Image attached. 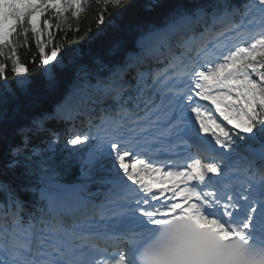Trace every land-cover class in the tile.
<instances>
[{"label": "snow or ice", "instance_id": "obj_1", "mask_svg": "<svg viewBox=\"0 0 264 264\" xmlns=\"http://www.w3.org/2000/svg\"><path fill=\"white\" fill-rule=\"evenodd\" d=\"M102 2L117 11H98L97 33L132 6ZM146 7L159 23L62 80V46L45 54L34 18L49 29L88 4L0 0V56L19 77L13 89L0 60V264H264V0ZM29 32L39 84L16 55ZM167 145L195 152L180 164Z\"/></svg>", "mask_w": 264, "mask_h": 264}, {"label": "trees", "instance_id": "obj_2", "mask_svg": "<svg viewBox=\"0 0 264 264\" xmlns=\"http://www.w3.org/2000/svg\"><path fill=\"white\" fill-rule=\"evenodd\" d=\"M82 2H86L88 8H86L84 13H81L80 17H74L72 15L73 10L69 9L68 12L64 13L62 20L58 21L55 17L49 20V24L53 25L48 30L52 34L51 42H49V33L43 24V20L48 13H42L41 42L45 44V54H50V50L54 46H62L63 49L61 55H64L63 63L67 65V68L65 72L61 73L62 80L70 77L73 59L79 58L83 61H90L97 56L103 57L112 44L117 41L130 45L135 38V33L132 31L134 26L153 22L159 23L164 11L162 8L149 11L146 5L151 3V0H132V6L127 10H122V16L116 22L119 27L109 26L104 28L102 32L97 33L98 11L104 7H107V10L113 13L117 10L111 5L105 6L102 0H82ZM243 2L244 0H233L235 5H240ZM163 3L168 4L170 0H163ZM57 23L60 24L59 30L55 28ZM77 28L79 29L78 32L75 31ZM9 40H12L11 36ZM16 40L20 41V46L16 49V55L20 63L28 69V72L22 75L30 76L34 83L39 84L42 79L40 73L43 71V68L41 66V53L38 50L34 34L28 33L26 43L24 42L23 35L17 36ZM12 42L16 43V41ZM5 52L7 53V49ZM65 52H67V55L64 54ZM0 60H4V63L7 65L8 82L13 89H16L15 81L19 77L12 74L11 61L4 59L3 56H0ZM0 84H3V81H0ZM17 97V103L25 105L29 102V98L20 94L19 90H17ZM87 129L89 128L87 127ZM60 147L63 148L62 143ZM58 155L67 156V153L60 152ZM78 171V165H73L65 176V179H75Z\"/></svg>", "mask_w": 264, "mask_h": 264}, {"label": "rangeland", "instance_id": "obj_3", "mask_svg": "<svg viewBox=\"0 0 264 264\" xmlns=\"http://www.w3.org/2000/svg\"><path fill=\"white\" fill-rule=\"evenodd\" d=\"M252 1V0H251ZM41 15H42V13H37L36 14V16H35V18H34V22H38L37 23V28H38V30L39 31H41V29H42V26H41ZM9 23H12V25L14 24V22L13 21H9ZM49 29H47V32L49 33V31H48ZM234 99V98H233ZM228 103H231V102H233V101H227ZM229 114L230 115H235V113H233V112H229ZM236 122H239V121H236ZM211 128L213 129V130H215V131H217L218 132V130L217 129H215V126L214 125H211Z\"/></svg>", "mask_w": 264, "mask_h": 264}, {"label": "bare ground", "instance_id": "obj_4", "mask_svg": "<svg viewBox=\"0 0 264 264\" xmlns=\"http://www.w3.org/2000/svg\"><path fill=\"white\" fill-rule=\"evenodd\" d=\"M12 23H8V25L5 26V32L7 33L9 29L11 28ZM225 103H228L227 101ZM223 107V104L221 105Z\"/></svg>", "mask_w": 264, "mask_h": 264}]
</instances>
